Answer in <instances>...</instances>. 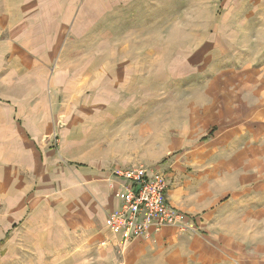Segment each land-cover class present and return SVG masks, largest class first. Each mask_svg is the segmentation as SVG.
I'll use <instances>...</instances> for the list:
<instances>
[{"label": "rangeland", "instance_id": "rangeland-1", "mask_svg": "<svg viewBox=\"0 0 264 264\" xmlns=\"http://www.w3.org/2000/svg\"><path fill=\"white\" fill-rule=\"evenodd\" d=\"M14 2L0 0V264H103L80 192L207 145L211 114L264 88V0H58L24 30Z\"/></svg>", "mask_w": 264, "mask_h": 264}, {"label": "crops", "instance_id": "crops-1", "mask_svg": "<svg viewBox=\"0 0 264 264\" xmlns=\"http://www.w3.org/2000/svg\"><path fill=\"white\" fill-rule=\"evenodd\" d=\"M54 1L15 0L12 21L24 30L26 20L44 16V7L54 6ZM245 90L244 100L230 96L234 107L222 105L221 112L208 118L219 121L207 145H191L152 168L168 180V203L195 229L165 225L121 248L120 235L106 226L105 218L121 206L127 184L119 174L122 169L97 171L89 182L91 191L83 188L75 221L99 241L103 264H264V88ZM205 160L210 161L202 164Z\"/></svg>", "mask_w": 264, "mask_h": 264}, {"label": "built area", "instance_id": "built-area-1", "mask_svg": "<svg viewBox=\"0 0 264 264\" xmlns=\"http://www.w3.org/2000/svg\"><path fill=\"white\" fill-rule=\"evenodd\" d=\"M119 174L127 180L120 194L121 206L107 214L105 224L120 235L121 248L138 237H151L165 225L195 229L167 201L168 180L164 174L143 165L122 169Z\"/></svg>", "mask_w": 264, "mask_h": 264}]
</instances>
